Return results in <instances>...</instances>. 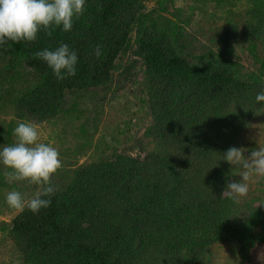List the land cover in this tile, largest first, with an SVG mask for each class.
I'll use <instances>...</instances> for the list:
<instances>
[{
	"label": "trees",
	"instance_id": "trees-1",
	"mask_svg": "<svg viewBox=\"0 0 264 264\" xmlns=\"http://www.w3.org/2000/svg\"><path fill=\"white\" fill-rule=\"evenodd\" d=\"M149 1L87 0L70 32L0 49V114L10 118L0 121V146L15 142L21 121L56 125L81 115L114 83L116 99L130 91L143 110L140 136L127 141L135 153L63 170L49 208H26L1 224L22 264H210L223 243L250 263L264 247V204L233 203L227 186L238 170L222 159L264 114L256 101L264 90V0H200L213 8L210 18L175 0L146 11ZM61 43L78 64L75 77L58 82L34 54Z\"/></svg>",
	"mask_w": 264,
	"mask_h": 264
},
{
	"label": "clouds",
	"instance_id": "clouds-1",
	"mask_svg": "<svg viewBox=\"0 0 264 264\" xmlns=\"http://www.w3.org/2000/svg\"><path fill=\"white\" fill-rule=\"evenodd\" d=\"M87 0H0V49L17 43H34L39 33L51 35L60 30L70 32L74 22L86 12ZM35 57L43 61L58 82L77 74V52L61 43L54 50L44 48ZM97 58L102 49H94ZM256 101H264V90L256 95ZM15 142L0 146V165L9 181H27L39 191L30 200H25L19 191H9L7 205L23 212L26 208L34 215L52 204L55 189L51 184L53 175L62 168L60 153L51 143L41 142L39 126L31 121H21L13 130ZM246 150L231 147L222 156L229 165L239 170V182H231L227 190L234 204H239L249 191L253 177H264V149L259 148L244 156Z\"/></svg>",
	"mask_w": 264,
	"mask_h": 264
},
{
	"label": "rangeland",
	"instance_id": "rangeland-1",
	"mask_svg": "<svg viewBox=\"0 0 264 264\" xmlns=\"http://www.w3.org/2000/svg\"><path fill=\"white\" fill-rule=\"evenodd\" d=\"M163 1L150 0L145 3L146 11L157 8V3ZM175 2V7H179L185 11L186 8L194 4V6H198L199 9L207 13L209 18L214 11L211 6L205 5L203 2L200 3V0H175ZM204 20H206V17ZM192 25H195V23L192 22ZM194 27L186 28L185 31L191 33V29ZM201 29H204V24L200 26L199 30ZM198 40L204 42L201 37H198ZM260 53H264V47H262ZM243 64L248 72L250 66H247L245 62ZM115 87L116 84L114 83L110 91L93 96L91 102L81 110V115L79 112V114H72L67 117L63 116L56 125L48 123L38 125L41 142L46 144L51 143L56 147L62 160V168L51 179L52 186L59 183L58 181L61 180L63 170L64 172L66 170L69 171L70 169L68 168H74L92 160L106 158L110 153L115 151L127 154L131 152L127 141L130 138H135L137 135L140 136L141 130L139 128L141 127L143 110L138 109L139 103L130 94V91L124 95L120 93L125 98L118 97L116 99L118 92ZM77 100L78 97L76 98ZM85 100L87 99L81 97L80 102H84ZM72 102L70 101L69 104H72ZM0 121L7 124L10 118L9 116L0 114ZM82 128H84V131ZM79 146L82 147L79 149ZM239 148L246 150L244 152L245 157H248L254 150H258L259 148L264 149V114H259L251 122L248 129L241 134ZM61 152L68 158L63 157ZM0 170L4 175L5 182V185L0 189V195L4 196V199L9 191H19L25 200H30L39 191L38 186L30 184L27 181H9L5 175L7 170L3 165H0ZM240 179L241 177L237 175L233 182H239ZM241 201L254 202L255 206L264 204V177H253L251 179L248 194ZM2 202L3 199L0 200V203ZM17 212L10 208L6 201L0 205V264H22L19 254L4 240L5 232L1 230V224H8ZM236 250L237 248L232 243L220 244L213 248L210 264L264 263V247L257 248L252 252L250 263L242 262L241 256L236 254Z\"/></svg>",
	"mask_w": 264,
	"mask_h": 264
}]
</instances>
